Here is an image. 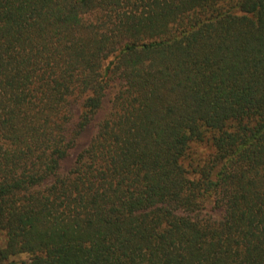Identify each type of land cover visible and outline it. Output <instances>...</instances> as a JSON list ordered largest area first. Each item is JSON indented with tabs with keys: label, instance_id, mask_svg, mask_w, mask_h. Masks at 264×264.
Here are the masks:
<instances>
[{
	"label": "trees",
	"instance_id": "trees-1",
	"mask_svg": "<svg viewBox=\"0 0 264 264\" xmlns=\"http://www.w3.org/2000/svg\"><path fill=\"white\" fill-rule=\"evenodd\" d=\"M0 236V264H264V0H0Z\"/></svg>",
	"mask_w": 264,
	"mask_h": 264
},
{
	"label": "rangeland",
	"instance_id": "rangeland-1",
	"mask_svg": "<svg viewBox=\"0 0 264 264\" xmlns=\"http://www.w3.org/2000/svg\"><path fill=\"white\" fill-rule=\"evenodd\" d=\"M88 136V135H87ZM1 237V236H0ZM1 238H0V244H1ZM26 255L25 254H21V255H17L15 256V259H25Z\"/></svg>",
	"mask_w": 264,
	"mask_h": 264
}]
</instances>
